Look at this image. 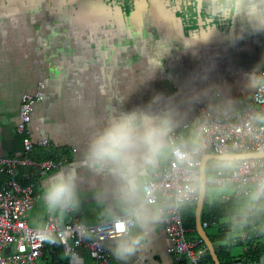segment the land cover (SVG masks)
Instances as JSON below:
<instances>
[{
    "label": "crops",
    "instance_id": "obj_1",
    "mask_svg": "<svg viewBox=\"0 0 264 264\" xmlns=\"http://www.w3.org/2000/svg\"><path fill=\"white\" fill-rule=\"evenodd\" d=\"M186 5L187 0H0V157L21 153L14 130L19 100L22 94H33L38 82L43 83L42 99L32 106L28 130L31 141L45 140L46 145L34 147L32 153L35 149L54 151L57 159L52 161L61 162L62 167L80 160L93 131L92 122L98 126L120 108L143 106L159 92L177 94L179 99L196 76H207L195 81L197 87L214 84L230 88L235 101L227 107H243L253 92L243 88V76L264 62V34L246 35L233 44L225 36L227 25L211 35L217 21L202 8ZM194 110L188 111L175 129L181 131L188 147L197 144V139H192L196 135L191 126ZM169 155L170 151L154 165L142 167L144 183ZM55 172L33 182L35 202L25 217L29 227L41 212L42 187ZM97 182L85 175L80 207L61 224L70 220L100 223L91 188ZM215 189L222 192L206 193L207 203L226 204L221 197L230 195L228 188ZM263 197H241L237 220L218 219L213 226L202 228H210L206 237L220 244V240H228L230 248L237 247V251L228 247L230 255L239 257L240 243L235 240L247 212L254 214L257 232H264V215L256 214ZM195 203L180 205V214L189 215L193 209L194 217ZM236 226L239 235L228 238L229 228ZM185 231L187 241L199 238L195 225ZM103 246L110 264H125L113 254L109 240ZM254 246L261 252L257 264H264V235ZM168 247L159 225L149 247L127 264H176ZM67 264L93 262L78 250L68 256Z\"/></svg>",
    "mask_w": 264,
    "mask_h": 264
},
{
    "label": "clouds",
    "instance_id": "obj_2",
    "mask_svg": "<svg viewBox=\"0 0 264 264\" xmlns=\"http://www.w3.org/2000/svg\"><path fill=\"white\" fill-rule=\"evenodd\" d=\"M186 6L200 7L217 21L211 35L227 25L225 36L233 44L246 35L264 34V0H187ZM197 79L203 81L207 76L193 77L179 99L177 94L159 92L143 106L120 108L98 126L92 122V134L77 164L58 169L44 183L41 212L32 218L28 234L42 243L53 242L56 233L50 221L60 222L79 209L81 186L85 175H89L98 181L91 188L98 219L109 237L113 254L127 264L147 249L167 215L145 191L142 167L154 165L169 151L179 162L189 160L191 153L185 145L173 140V133L187 112L197 104H204L200 117L193 122L194 133L198 134L210 112L235 101L230 88L214 84L197 87ZM243 88L264 91V62L244 74ZM257 116L264 122V112ZM192 139L196 141L197 136ZM220 159L226 163L231 157L224 154ZM258 193L264 195V180L258 185ZM228 231L229 235L236 233L231 228ZM78 233L82 238L91 235L87 224L79 225Z\"/></svg>",
    "mask_w": 264,
    "mask_h": 264
},
{
    "label": "built area",
    "instance_id": "obj_3",
    "mask_svg": "<svg viewBox=\"0 0 264 264\" xmlns=\"http://www.w3.org/2000/svg\"><path fill=\"white\" fill-rule=\"evenodd\" d=\"M43 83L38 82L33 94H22L17 110L15 133L20 138L21 153L13 157H0V264H36L46 246H57L64 256H73L83 250L93 264H110V256L105 251L103 242L109 240L101 223L88 225L89 238H82L78 226L84 224L79 220H70L61 224L50 221L56 233L51 242H40L29 233L25 217L35 202L34 180L43 177L47 172L57 171L62 167L59 161L49 159L35 161L31 158L34 147H43L45 140L33 142L29 136L28 124L32 106L42 99ZM204 105L195 107L191 122L200 117ZM264 112V91H253L241 108L227 107L212 111L204 118L203 125L197 136V144L188 147L183 140L181 131L175 130L173 140L183 143L191 153L189 160L179 162L170 153L168 161L162 168L153 172L145 182V191L155 206L164 210L166 219L160 224L169 241L167 252L175 260H184L187 264H199L206 247L201 239L189 242L185 238L182 227L180 205L196 201L199 184L200 158L204 155L224 154H261L264 149V122L257 113ZM210 162L212 175L205 179L211 187L228 188L229 196L221 197L224 203L229 198L247 197L256 199L263 197L258 193V185L264 180V157L238 159L228 162L219 161L218 165ZM206 168V166H205ZM213 222H204L200 226L206 228ZM242 229L235 243H240L241 255L264 232H257L254 214L247 212L241 219ZM13 248V254H3V250ZM241 264H257L247 261L244 256Z\"/></svg>",
    "mask_w": 264,
    "mask_h": 264
},
{
    "label": "trees",
    "instance_id": "obj_4",
    "mask_svg": "<svg viewBox=\"0 0 264 264\" xmlns=\"http://www.w3.org/2000/svg\"><path fill=\"white\" fill-rule=\"evenodd\" d=\"M31 157L35 161H41V160H46V159L56 160L57 153H55L54 151L48 150V149H35ZM211 163H213L214 165H218L219 161L212 160ZM209 164L210 162L208 163V165ZM208 165L206 164V168H205V179L209 178L213 174L211 169H209ZM2 182H3V176L0 175V185ZM209 187L211 186L205 183L204 196H203V200L201 203V209L199 212L200 225L204 222H207V223L213 222V224L214 223L216 224L218 223L216 222L218 219L224 218V217L231 218L230 221H233V222L237 220V218L239 217V214L237 213V209H239V206L241 205V197L229 198L226 204H218L214 201V203L209 205L206 201V195H207L206 193ZM260 201L261 202H259L257 206L258 210H256V214L258 217H260L261 215L260 213H263L264 215V197ZM180 217H181L182 227L185 230H188V229L193 230V227H194L193 209H191V213L189 215L183 216L180 214ZM228 225L229 224H226L224 226H228ZM208 240L213 246L214 254L219 264H241V261H242L241 258L243 256H244V259L247 261H255L256 263H258V258L261 252L260 250H257L255 246H254L255 248L250 246L249 250L246 253L239 255V257L235 259L229 253V249H228L229 245L223 244L224 242L223 240H220L222 241V244L218 243V241H213L210 238H208ZM67 258L68 256H64L61 253L59 247L57 246L47 247L46 246L44 249H42V254L38 258L37 261L40 264H67ZM205 262L208 264H213L207 250L202 254L199 264H203ZM175 263L182 264L183 262L176 260Z\"/></svg>",
    "mask_w": 264,
    "mask_h": 264
},
{
    "label": "water",
    "instance_id": "obj_5",
    "mask_svg": "<svg viewBox=\"0 0 264 264\" xmlns=\"http://www.w3.org/2000/svg\"><path fill=\"white\" fill-rule=\"evenodd\" d=\"M232 160H238V159H248V158H261L264 157V153L257 154V153H251V154H228ZM222 155H204L200 158V165H199V184H198V191L196 196V203H195V210H194V225L195 230L203 242V244L206 247V250L211 258V261L213 264H219L217 261V258L214 254V249L208 238L206 237L204 231L202 230L200 226L199 221V211L201 208V203L203 200V195L205 191V166L207 160H213V161H222L220 159Z\"/></svg>",
    "mask_w": 264,
    "mask_h": 264
},
{
    "label": "rangeland",
    "instance_id": "obj_6",
    "mask_svg": "<svg viewBox=\"0 0 264 264\" xmlns=\"http://www.w3.org/2000/svg\"><path fill=\"white\" fill-rule=\"evenodd\" d=\"M216 188V187H215ZM215 188H208L207 189V193L209 194H211V193H215V194H219L220 192H222V191H220V190H217V189H215ZM229 191H230V193H231V190L230 189H228ZM213 226V225H212ZM210 230V228L209 229H206V230H204V233H205V231L206 232H208ZM234 232H236V233H233V234H231V235H229L228 236V238L230 237V238H234V237H237L238 235H239V228H237V226L235 227V228H233L232 229ZM225 245H229V242H228V240H226V242H223ZM233 249H235L236 251H237V247L236 246H234V247H232V248H230V250L231 251H233ZM3 254H8V255H12L13 254V251L12 250H10V249H7V250H3Z\"/></svg>",
    "mask_w": 264,
    "mask_h": 264
}]
</instances>
